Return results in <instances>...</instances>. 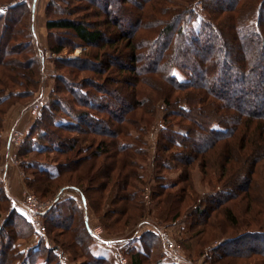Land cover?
<instances>
[{
    "label": "trees",
    "instance_id": "trees-1",
    "mask_svg": "<svg viewBox=\"0 0 264 264\" xmlns=\"http://www.w3.org/2000/svg\"><path fill=\"white\" fill-rule=\"evenodd\" d=\"M85 1L90 3L87 10L95 8L99 13L74 19L77 8L61 7V3L72 4L69 0H50L46 8L47 44L53 55L65 51L72 54L78 47L89 50L73 59L53 60L56 87L27 136L31 141L40 139L45 144L33 146L32 151L39 155L52 153L64 159L49 163V167L43 166L47 164L44 162L29 163L28 168L33 165L36 169L32 177L26 175V186L43 198L61 187L76 186L84 189L83 197H88L95 213L102 214L110 225L116 226L121 221L118 225L122 227L137 220L141 213L137 185L143 181L139 170L148 153L144 140L146 127L152 124L157 104L163 100L165 126L160 131L155 166L166 172L181 169L178 184L186 183L177 192L172 191L177 184L160 185L162 191L170 190L165 202L173 222L180 220L182 205L192 189L191 166L197 156L191 155L196 151L201 155L202 174L206 175L213 160L220 168L221 183L227 178L243 183L237 191L245 194L249 212L253 213L252 222L259 225L264 206L255 211L254 205L258 203L252 195L262 194L261 185H264V166H259L264 165V0ZM0 4L4 5L0 9V59L10 48L27 52L25 62L0 60L1 104L31 98L39 91L41 60L29 24L31 5L27 1L17 4L15 0ZM103 10L106 22L96 23L93 18L100 17ZM18 24L25 26L15 31ZM111 70L121 76L120 80L107 76ZM87 73L95 75L81 79L80 75ZM124 83L131 89L129 99L123 97L119 87ZM64 93L69 98H61L60 94ZM5 113L6 110L0 111L2 116ZM48 123L51 130L44 127ZM2 128L3 118H0V131ZM59 132L81 137L58 138ZM171 150L175 152L169 155ZM82 154L86 157H81ZM87 161L92 162L84 170L78 169ZM242 165L248 167L243 169ZM101 180L94 199L87 192L93 190L90 185ZM82 182L88 183V189ZM0 189L6 193L1 180ZM215 189L207 197L195 198L192 216L205 217L207 204L218 207L233 195L240 196L231 191L232 187L219 185ZM154 193L158 198L163 194ZM5 198L11 202L8 196ZM106 199L110 202L108 210H105ZM63 204L67 205L66 212L59 210L57 219L69 222L64 232L69 239L64 243L68 247L75 244L77 250L84 251L89 264H114L107 256L97 253L93 243L84 246V236L88 233L85 223L79 227L84 236L71 232L76 205L73 199ZM11 209L14 220L23 222L19 229L30 235L31 224L15 208ZM224 212L225 222L237 224L232 209ZM55 227L62 225L58 223ZM256 233L264 236V232ZM149 236L151 239L141 236L138 243H133L134 239L128 247L124 246L129 264H145L143 256L150 258L158 237L156 233ZM241 248L234 246L236 255ZM56 251L58 247L50 249L41 242L26 253L13 251V257L0 251L4 258L1 264H52L58 259ZM251 253L262 254L264 258V245L253 247ZM157 264L168 263L161 259Z\"/></svg>",
    "mask_w": 264,
    "mask_h": 264
},
{
    "label": "rangeland",
    "instance_id": "rangeland-1",
    "mask_svg": "<svg viewBox=\"0 0 264 264\" xmlns=\"http://www.w3.org/2000/svg\"><path fill=\"white\" fill-rule=\"evenodd\" d=\"M8 2L10 0H0V2ZM18 2L19 0H15ZM50 0H27V2L30 5L34 6V10L36 12H32L31 19H30V25L33 29L36 30L37 37L34 36V45H35V51L37 53V56L41 60V87L39 91H43L47 93L46 99L39 98V95L37 97V91L33 97L27 98H19L10 100L8 102H3L0 104V111L1 113L6 110V113L4 116L0 114V118H3V128L2 131H0V138H1V145H0V156H1V149L3 147V132L5 128V122L7 119V116L11 111L17 107H23V114H26L27 112H30L33 115L34 109H37V105H40V109L43 105H45L49 99V95L51 91L56 87V82L53 77L50 76V72L54 71L56 73V66L53 62L54 58H63V57H69V59H73L76 57H80L82 52L84 50L89 49H83L78 47L74 53L69 54L68 51H65L62 55L55 56L48 50V41H47V34L46 39L43 40L40 30L37 27V24L39 26V20L42 19V22L45 23L46 26V8ZM72 4L69 6H66V4L61 3L62 8H70L75 9L77 8V12L72 18L74 19H82L83 17H86L87 15H95V13H99V10L93 9V10H87V8L90 6V3L82 0H69ZM4 5L2 6L0 4V9H2ZM83 7V8H78ZM85 9V10H84ZM51 12H54V10H51ZM40 13V14H39ZM101 16L98 18H93L94 21L97 23H105L106 18L104 16V10L100 14ZM51 17L54 18L55 16L51 14ZM22 26L20 25L14 27V30H19V28L22 29ZM19 27V28H18ZM47 30V29H46ZM22 32V31H21ZM24 32V31H23ZM22 32V34H23ZM9 33L6 34L8 36ZM6 38V37H5ZM7 39V38H6ZM22 40V38H21ZM16 43V42H14ZM125 44V43H123ZM11 45V44H10ZM4 48V47H3ZM11 49V50H10ZM6 52V56L4 55L2 60L3 62H9V61H26L27 60V52L22 51L20 49L13 51L12 48H10ZM5 50V48H4ZM90 51H96L91 49ZM15 54L16 56H10L11 54ZM126 63L128 60H124ZM52 65V66H50ZM52 67V68H50ZM53 69V70H50ZM115 70H111L110 73L107 74V76L112 75L113 78L120 80V75L115 74ZM88 75H95V74H82L81 79L83 77H86ZM128 76V74H126ZM127 76H124V79H127ZM98 77V76H96ZM180 78H183L181 75ZM128 81V80H123ZM51 86V90H50ZM122 89L121 91L123 93V97H126L129 99V93H130V87L128 84L119 85ZM65 86L61 84V89H64ZM50 90V91H49ZM26 95V94H25ZM61 98H69L66 93L60 94ZM37 97V98H36ZM37 99V100H36ZM36 100V101H35ZM13 101V102H12ZM129 101V100H126ZM12 102V103H11ZM44 103V104H42ZM38 110V112L40 111ZM165 110H166V104L163 100H161L157 104V108L155 110V115L153 116L152 124L148 127L147 133L145 134L144 140L148 144L147 151L148 153L146 156L143 157V162H141V168L139 170V173L141 177L143 178V181L141 184L137 185V192H138V202L141 208V213L139 214V218L135 221H131L127 224V226L122 225V227H119V223L121 224V221L116 224V226H112L108 223L107 219L102 216V214H96L93 208L91 207V203L88 200L87 197V206H82L80 200H79V194H82L84 192V189H80L76 186L67 185L64 187H61L55 191V193L47 198L41 197V195L36 194L35 191L29 189L25 184V190L23 191L21 198H19V202L17 205L20 209V211L28 218V222L31 224V228L33 231H30V235L27 234L28 231L25 229H19V224H23V222L19 219L14 220L13 218V211L11 208H13L12 203L5 198L7 196L6 193L1 191L0 189V251L1 253H5L8 256H14L13 251H17L19 253L24 251L25 253L30 251V249H33L36 247L40 242L42 245L47 246L48 248L52 249L55 248L59 249V251H56V256L58 259L54 261L52 264H89L87 262V257L84 255V251H81L80 249L77 250V246L73 244V246H67L64 242H68L65 239H69L68 235H65L64 232H67L65 229L67 225H69V222H66L63 219H57L58 218V211L63 209L65 211L67 209V205L63 204L68 199H73L75 203V210H73V219H75V222L73 225L70 226L71 232L73 231L75 235H82L83 231L82 229H79L83 227L85 217L90 216L91 222V228L92 229H100L102 231V236L105 239H119L120 244L117 245V247L123 252L125 255V250L127 249L128 245L130 244V240H134L138 242V239L141 236H144L145 240L151 239L149 238V233H155L152 232L153 230L157 228H163L165 232H167L174 244L176 245V251L179 254V258H175L174 256H171L167 254L164 250V246L162 243V239L157 236L158 238L155 240V243H153L154 250L152 251V255L149 257H144L145 264H157L159 260L165 258L164 260L168 264L180 262L181 264H264V258L258 254H250L253 247H260L261 245H264V236L261 234H255V232H264V212H261L262 215L260 224L258 225L257 222H252V216L253 213L249 212L248 201L244 198V193L242 190L237 191L242 187V182H240L238 179H235L231 181V179H226L221 183L220 179V168L217 166L213 160L210 161L209 168L206 172V175L202 174L200 169V158L201 155H197L196 151H194V154L191 156H197L196 162L194 160V164L191 166V179L193 181L192 189H189L188 198L185 200V202L182 205L181 208V218L178 221L173 222L172 216L168 214L169 205L167 202H165L167 191H162V188L160 187L163 183H169L170 185L177 184V187L174 188L172 191H180L183 187L186 186V183L178 184L180 175L182 174L181 169H172L170 171H162L159 170L157 165L155 166L156 160V151H157V145L159 143V137H160V131L165 126ZM25 112V113H24ZM2 116V117H1ZM44 127L46 129H50L51 125L45 124ZM13 130H16L21 133L22 135V142L19 146H9V155L13 156L10 157L11 161L14 162V164L18 165L25 182L26 175H29V177H32V174L35 171V167L33 165H30L28 168L29 163H36L44 162L47 164H44L43 166L49 167V163H56L57 161H63L64 158L58 157L56 154L47 153V154H37L36 151H32V147L35 145H45L40 139L35 140H29L28 136L24 135L23 132L20 129L19 123H17L9 132V138ZM51 130V129H50ZM58 138H65V137H81L77 134H69V133H58ZM89 137V136H88ZM95 136H90V138ZM46 143V142H45ZM62 145V144H61ZM86 146V145H83ZM34 149V148H33ZM192 150H194L192 148ZM174 150H171L169 155L171 153L174 154ZM80 154H76L75 157H79ZM86 154H82L81 157ZM88 155V154H87ZM60 159V160H59ZM199 159V160H197ZM93 161V160H92ZM92 161H89L92 162ZM215 161V160H214ZM2 162V156L0 158V165ZM25 164V167L27 166L28 170H24L21 166V163ZM88 161L82 164V166L78 169L84 170L88 165ZM42 165V164H41ZM264 166L263 164H260L259 166ZM243 169L248 167V165H242ZM35 168V169H34ZM241 176H244L241 171ZM256 177V176H255ZM44 179V178H43ZM100 182V181H99ZM98 184L90 185L93 187V190H88L87 194L91 197H96L98 195V190L101 188V182ZM82 185H86L85 188L88 189L87 185L88 183L82 182ZM226 186V187H232L231 191L233 193L238 192V198L237 195H233L229 200L222 202L218 207L214 204H207L206 208V216L199 218L197 216H192V210H194L193 201L197 197H201L202 195H205V197L209 196V194L215 193L217 191L215 188L217 186ZM75 187V188H74ZM262 188V194H253L254 198L256 199L258 205H254L255 211L259 210L258 207L264 206V185H261ZM215 189V190H214ZM86 190V189H85ZM87 191V190H86ZM155 192L163 193L160 198L155 196ZM235 191V192H234ZM131 192H134L132 189ZM31 193L34 194L41 203L48 205L55 204L45 215L42 216L39 220H33L27 213L26 209L24 208V203L26 199V194ZM107 191L105 192V194ZM61 196L59 201H55V199L58 196ZM83 195V194H82ZM109 196V194H108ZM107 197V196H106ZM108 198V197H107ZM262 200V201H259ZM93 199V200H94ZM92 200V201H93ZM191 200V201H190ZM107 201V202H106ZM106 206L105 210L110 209L109 208V199H106ZM95 202V201H94ZM209 203V202H207ZM206 207V206H205ZM217 207V208H215ZM232 209L235 215H237V224H233L231 222H225V212L224 209ZM60 211V212H61ZM17 212H19L17 210ZM66 212V211H65ZM256 213V212H255ZM254 213V214H255ZM22 215V214H21ZM53 217V218H52ZM130 217V216H129ZM117 219V218H116ZM54 220V222L50 221ZM60 223L62 227L56 228L55 226ZM208 223V224H207ZM207 224V225H206ZM118 225V226H117ZM193 225V226H192ZM49 230H52L49 233ZM88 233H90V229H88ZM86 232V235H82L85 238L84 246L86 245L88 247L89 243H93L94 247L93 249L96 250L97 253L102 254L104 256H107L114 264H116V258H115V249L113 247H108L105 243L95 239L91 233L88 234ZM148 233V235H147ZM33 234V235H32ZM32 235V236H31ZM147 235V236H146ZM255 237V238H254ZM55 239H58L56 241ZM228 239H231L227 241ZM255 239H260L256 241ZM227 241V242H225ZM223 242L224 245L223 246ZM152 243V242H151ZM127 247H124V246ZM241 245L242 248L239 250V254L236 255L234 252V246ZM223 246V247H222ZM247 248V249H246ZM230 251V252H229ZM238 253V252H237ZM25 255V254H24ZM126 256V255H125ZM214 256V257H213ZM217 258H216V257ZM127 257V256H126ZM21 259V257H20ZM4 258L3 255H0V264L1 261L3 262ZM128 264L129 259L127 257ZM211 260V261H210ZM214 260V261H213ZM15 264V263H14Z\"/></svg>",
    "mask_w": 264,
    "mask_h": 264
},
{
    "label": "crops",
    "instance_id": "crops-1",
    "mask_svg": "<svg viewBox=\"0 0 264 264\" xmlns=\"http://www.w3.org/2000/svg\"><path fill=\"white\" fill-rule=\"evenodd\" d=\"M16 3L18 4L19 2H16ZM31 7H32V12L33 13L36 12L37 9L34 10L35 8L33 5H31ZM39 22H40L39 26L37 24V27L40 30L42 39L45 40L46 34H47L45 23L42 22V19L39 20ZM32 32H33L34 36L37 37L36 36L37 35L36 30L33 29ZM50 66H52V65H50ZM50 68H52V67H50ZM50 70H53V69H50ZM54 75H55L54 71L53 72L51 71L50 76L54 77ZM50 90H51V86H50ZM38 95H39V98L44 97L43 99H46V97H47V93H45L41 90L39 91V93H37V97H38ZM42 104H44V103H42ZM22 108L23 107H17L16 109L14 108L11 111V113L8 114L6 122H5V128H4V132H3V147L1 149L2 162L0 165V180L3 183L6 195L11 200L13 208L18 210L19 213L22 214L28 220V218L20 211V209H18L19 207L17 206V205H19L18 204L19 198H21V195H22L23 191L25 190V182H24V177H23V174H22L19 166L14 164V162H12L10 159V157H13V156L9 155V153H8L9 152V146H10L8 134L11 131V129L17 123H19L21 131L26 136L29 133L30 128L32 127L34 121L36 120L39 112L33 113V115L30 112L23 114ZM79 200H80L82 206H84V207L87 206V200L85 199V197H83L82 194H79ZM91 220L92 219H90V216L85 217L84 223L86 224L88 229H90V227H91V224H90ZM152 232H154V231H152ZM101 242H103V241H101ZM103 243H105V242H103ZM163 259L166 260L165 258H163ZM172 264H176V263H172ZM178 264H181V263L178 262Z\"/></svg>",
    "mask_w": 264,
    "mask_h": 264
},
{
    "label": "built area",
    "instance_id": "built-area-1",
    "mask_svg": "<svg viewBox=\"0 0 264 264\" xmlns=\"http://www.w3.org/2000/svg\"><path fill=\"white\" fill-rule=\"evenodd\" d=\"M27 0H19V3L22 2H26ZM40 105H37V109H34V113L38 112V110ZM22 142V135L20 132L13 130V132L10 135L9 138V144L10 146H19ZM61 198V196L59 195L55 201H59V199ZM25 203H24V208L26 209L28 215L33 219V220H39L42 216H44L46 213H48V211L55 205V204H51V205H46L43 204L39 201V199L31 193H27L26 194V199H25ZM157 236H159L162 239V243L164 246V250L167 254L174 256L175 258H179L178 257V253L176 251V245L174 244V242L172 241L170 235L165 232L163 230V228H157L155 230H153ZM90 233L91 235L99 240V241H103L105 242V244L108 247H113L115 249V258H116V264H128V260L127 257L123 254V252L117 247L118 244H120L119 239L115 240V239H105L102 236V231L100 229H92L90 227Z\"/></svg>",
    "mask_w": 264,
    "mask_h": 264
}]
</instances>
